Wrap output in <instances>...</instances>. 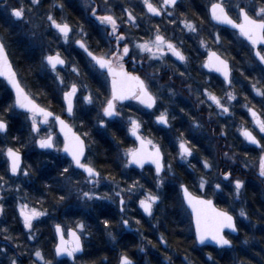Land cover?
<instances>
[{"label":"snow or ice","instance_id":"obj_1","mask_svg":"<svg viewBox=\"0 0 264 264\" xmlns=\"http://www.w3.org/2000/svg\"><path fill=\"white\" fill-rule=\"evenodd\" d=\"M16 6H10L7 0H0V11L6 13L12 22L18 26L26 27V36L29 46L39 50L41 55L36 65L40 74L51 79L55 90L51 93L55 99V92L59 93L61 113L57 114L49 106L39 102V93H33L22 80L20 72L14 66L8 52L7 38L0 36V91L5 93V99L0 101V136L7 137L9 121L15 115H23L28 125L30 143L40 149V155L57 156L51 160L56 165L58 179L53 183L45 182L44 190L53 195L54 205H48L41 193L39 198H31L28 192L22 193L27 185L21 179H31L32 167H22V154L19 147L0 146V156L4 157V173L0 174V217L5 216V192H15L16 207L13 210V219L22 225L23 238L33 242L30 247L18 242L9 227L0 226V237L12 243L13 249L7 245L0 247V257L7 260V264H23L22 257L27 256L30 264H78L85 253V242L91 239L90 225L83 219L76 220L71 227L60 222L53 224V248L50 257H46L44 250L39 246V224L47 219H55L49 208L71 207L67 202L76 197V200L88 207L100 209L97 217L102 224L109 241L116 245L119 243L117 233L113 230L112 220L104 211L102 202L118 204L122 229L132 231L127 209L134 203L136 210L141 211L155 221L150 224L154 231H159L161 218L156 215L162 210L165 196L163 189L166 179L174 178L175 172L172 163L166 160L163 146L145 131L146 121L141 117L151 118V123L172 129V121L177 119V113L172 107L176 97L180 94L176 86L179 81L181 88L194 101L201 111L205 108L208 113L207 120H201L181 107L179 111L189 117L190 129L193 132L205 133V139L216 143L223 142L221 158L226 167L221 168L214 157L204 156L197 161L201 174L197 177L195 187L197 194L190 191L184 182L178 183L180 205L190 216V226H194V244L207 246L214 245V250L224 252H239L240 256L233 260V264H250L247 257L251 251L249 246L255 241V232H245L240 248L234 245L231 234L238 233L241 227L255 229L264 235V204L261 210L253 212L257 223H253L246 204L242 197L246 188V181L233 177V169L228 162L235 163L237 153L233 145L228 143L230 121L236 115L235 109L240 105L246 109L251 117L236 126V131L246 142L255 149H259L256 176L264 184V0H249V3L230 0H212L208 8L211 21L216 25L229 26L235 30L238 37L247 41L250 48L247 52L250 68L256 76L240 75L249 80L253 98L249 94L243 96L244 103L235 90L237 81L233 77V66L230 53L223 50V40L220 31L214 30L208 38L201 35L203 29L185 13L183 18H176L179 0H139V4H132L125 0L121 4L120 16L115 13L112 0H83V9L87 17L83 23L73 26L64 15L69 6L68 0H25ZM47 3V8L40 11ZM140 7L138 15L136 8ZM35 17V18H34ZM145 18L148 25L144 26ZM154 18H160L155 20ZM167 25L179 28L180 32L189 39L196 38L199 49L206 55L200 60L196 69L203 75L202 69H208L222 77L219 92L211 85L212 78L203 82L197 80L190 70L194 62L188 54L183 36L176 37L167 33ZM84 23L91 24L100 35L97 47L93 49L89 44V33ZM142 31V35H135ZM55 45V47H53ZM197 49V51H199ZM71 50V51H70ZM82 52L81 60L72 58L71 52ZM86 61V62H84ZM84 62L83 70L81 63ZM27 71H32L30 66ZM86 77L95 80L98 87L96 91L86 82ZM49 94L48 92L44 93ZM258 97L259 100L255 101ZM135 102L125 105V102ZM167 101V105L164 103ZM257 103L259 110H257ZM128 107L130 114L123 109ZM96 109L95 123L92 125L99 132L108 134L111 131L112 142L119 145L128 138L132 139V146L123 147L119 152V159L124 169L133 166L143 173L145 165H151L153 170V186L145 187L141 178L125 179L123 183L114 176H103L96 163L89 156L90 144L87 140L88 131L78 132L69 123L70 118L80 117L83 128L85 117ZM139 113L140 115H136ZM252 127H248V124ZM58 128L62 141L54 134L53 129ZM120 133H123L121 138ZM19 141L21 147H27L20 137H13ZM178 151L173 159L183 166L196 170L197 165L192 163L194 150L197 145L186 138L183 131L176 137ZM248 155V149H244ZM63 159V164H57ZM244 167L248 164L245 161ZM214 176V179L209 177ZM15 178V179H13ZM82 178V179H81ZM102 181H110V192L100 193L98 188ZM228 199L226 208L218 207L214 197ZM238 206V207H236ZM18 213V215H17ZM103 217V218H101ZM248 224L245 225L244 222ZM135 223L139 225L140 219ZM139 233V229H136ZM141 239H145L140 233ZM149 245L162 246L166 251L168 240L165 232H160L156 244L151 240ZM195 250V249H194ZM203 251V249H200ZM138 251L147 253V245L138 246ZM11 252V255L9 254ZM264 259V249L260 250ZM67 258V259H61ZM3 264V261H0ZM92 264H110L107 257L92 261ZM116 264H136L129 256L127 250L116 257ZM158 264H173L171 256ZM183 264H195L186 254ZM205 264H216L212 252L207 253Z\"/></svg>","mask_w":264,"mask_h":264},{"label":"flooded vegetation","instance_id":"obj_2","mask_svg":"<svg viewBox=\"0 0 264 264\" xmlns=\"http://www.w3.org/2000/svg\"><path fill=\"white\" fill-rule=\"evenodd\" d=\"M81 2L83 0H72L73 6L71 7L72 10H64V14L69 16L71 15L73 18H76L74 20V24H71L75 26L78 22L83 23L87 17V13L84 12V9L81 7ZM211 0H179V8L177 9L175 13L176 18H183L181 16V13L187 14L188 17H193L194 11H199L197 14L204 16L207 15L209 19V24H210V29L213 30H218L220 31L221 35L226 33V36L228 37V41L223 40V50H227L230 53V58L234 57L232 59V66H233V77L237 81L235 85V90L237 92L238 97L241 100V103H244L243 96L245 93L249 94V99L251 100L254 96V93H251V88L249 86V80H245L243 76L240 75V72L243 70L245 71L246 75L250 76H256L257 73L253 72L252 69L250 68L249 64L247 63L248 61V55L247 52L250 48V45H248L247 41H244L243 38L238 37V35L235 33L233 30H229L225 27L221 26H215V29L213 28V25L209 13H208V8L210 6ZM246 3H249V0H246ZM81 7V8H80ZM66 9V8H65ZM199 9V10H198ZM115 13L118 16V6L115 7ZM201 11V12H200ZM70 16V17H71ZM147 19V18H145ZM155 20H159L160 18H154ZM148 21H144V26L147 27ZM84 27L86 31L89 33V44L90 46L95 49L97 47V41L100 39V35L98 34L97 30L89 23H84ZM212 31V30H211ZM135 35L139 31L134 30ZM142 32V31H141ZM24 33L21 31V29L17 28L14 26L13 22L9 19H6L4 16L0 15V36H4L7 38V44H8V52L10 55V59L12 60L14 66L18 69L20 72V76L22 80L28 85L29 89L33 93H39V102H41L45 106H49L52 111H54L57 114L61 113V104L59 102V93L55 92V99H53V95L51 94L55 90V85L53 84L51 79H48L47 77L43 76L42 74L39 73L37 68L35 69V75H28V73L24 72L23 66L28 62H26L28 56H32L33 59H35L37 65L39 63V57L41 55L40 51L33 50L29 46V42L24 38L22 35ZM181 36H183L185 40L184 47L188 54H190L191 57H193L194 62L191 65L190 70L193 71V75L196 76L197 80L203 82L206 78H212L211 79V85L215 88L217 92H219L220 88V81L222 80L218 75L213 74L212 72H209L208 69H202L201 71L203 72V75H199L196 71L200 60L203 58V55H206V53L203 52V49H199V45L194 44V42H187L188 38L186 35L182 34L180 32ZM202 35V34H201ZM180 36V37H181ZM199 49V51H197ZM71 51V50H70ZM72 58L81 60L83 57L82 52L77 51H72L71 52ZM86 62V61H84ZM84 62L81 63V68L83 70L84 67ZM86 82L90 85V87L93 89V91H96L98 85L95 80L91 79L90 77H86ZM43 85V86H42ZM176 86L178 90L180 91V94L176 97V104L173 106L175 112L177 113V119L175 121H172V124L174 126H181L183 128H190L187 127L190 125V120L188 116H185L184 113H181L178 111L181 107L185 108L186 111L192 113L196 117H198L201 120H207L208 113L206 108L201 111L200 107H198L194 101V97H189L187 93L181 88L179 82H176ZM3 86L0 85V88ZM41 89H43L44 92H48L49 94L45 95L41 92ZM5 99V93L3 91H0V101H3ZM259 98L256 97L255 101H258ZM132 104L133 107L135 106V102H125V105ZM167 105V101H166ZM179 109H178V108ZM257 110H259V104L257 103ZM123 111L126 114H130L131 110L128 107H124ZM236 115L233 118L232 121H230V124L232 125L230 127V132H229V137H228V143L233 145V151L237 153V160L233 164L230 161L228 162L227 166H230L234 171H233V177L234 178H240L244 179L246 183V188L244 190V195L242 197V200L244 204H246L249 214L251 216L252 222L257 223L256 217L252 215L253 212H258L261 210V205L264 204V184L260 182L259 179H257L256 176V171H257V165H258V154H259V149H255L254 146L248 145L246 142L242 143L243 137L239 136V133L236 131V126L240 125L244 121H250L251 117L247 114L246 109L241 107L240 105L236 106L235 109ZM95 115H96V109H93L89 112L87 117H85L86 124L82 128L80 124V117H77L75 120H72L70 118H67L65 115V118L69 120V123L73 125L74 130L78 132H84L88 131L90 133L89 137L87 138L89 144H90V151H89V156L93 161L96 163V166L99 168L103 176H109L111 174L116 178V180L121 181L123 183V180L127 179H137L141 178V182L145 183V187H151L153 186V181H152V175H153V170L152 167L150 166H145V169L143 173H141L140 169H124L122 167L121 161L119 159V152L121 150L120 146L126 147V144L130 146V143H132V139L128 138L124 141L122 144H115L112 142L111 139V131H109L108 134H104L102 132H99L96 128H94L92 125L95 123ZM136 115H140L139 113H136ZM146 121L145 123V131L149 135H151L154 139H156L164 149V143L161 139L162 135L165 134L166 132H170L171 129H164L163 126H158L153 123H151V118L147 116L141 117ZM248 127H252V125L249 123L247 125ZM57 137L60 141H62V136L59 135V132L57 128H55ZM123 138V133L118 134ZM204 136L206 135V131L203 134ZM13 137H20V140L23 141L25 144H27V147H21L20 142L13 140ZM104 140L108 143L111 144L112 151L114 153V163H115V170L111 171L108 173L107 171L105 172L101 167L99 161L96 159V151L97 147L100 146ZM29 138V130H28V125L25 122L24 116L23 115H15L12 117V119L9 121V133L7 137L0 136V146L4 145H11V146H16L20 148L23 160H22V167H28L31 165L32 167L29 169L31 172V179H25L21 177V179L24 181V183L27 185L26 188H22V193L23 192H28L30 197L35 199L39 198L41 196V193H44V198H47V192L44 190V184L45 182L48 183H53L55 179H58V172L56 165L51 163V160L57 156L55 153L54 156L53 154L51 156H43L40 155V149L36 148L33 144H31ZM129 141V142H128ZM203 145L201 149V153H199V157L195 158V161L192 160V163H196L198 167V172L196 170H193L189 168L187 165H183V167L187 171V176H186V184L188 185L190 191H192L194 194H197V188L195 187V182H197V177L201 174L200 170V165L197 164V161L201 159V157L204 156H211L214 157L216 160V163L220 165L221 168L226 167L224 161L221 158V147L223 142L216 143L215 141L210 142L208 139L202 140ZM244 149H248V155H244ZM177 149L173 147V144L171 143V148L169 150V153L165 151V157L166 160L172 163L173 170L175 172V177L171 178L170 181L166 182V187L163 189L166 191V189H171L174 186H177L178 189V182L176 181L177 176L179 174L176 172L175 165H180L176 159H173V157L176 156ZM3 160L4 157L0 156V174L4 173V166H3ZM245 161L248 164V167H244ZM63 159L58 160L57 164H63ZM151 174V175H150ZM133 176V177H132ZM215 177H209V179H214ZM15 179V178H13ZM82 179V178H81ZM50 194V193H49ZM6 200H5V216L0 217V226L7 225L9 229L11 230V233L13 236L18 238V242L24 243L26 246L30 247L33 242L31 241H25L23 238V229L22 225L18 223L16 220L13 219V210L16 207V193L15 192H5L4 193ZM53 195L50 194V198H52ZM214 202L217 204L218 207L221 208H226L228 205L225 203V200L228 199V197L225 195L224 197H214ZM68 204H71V207L63 206L64 208H87V206H84L76 200L75 196H72V198L67 202ZM55 204V201H54ZM104 209L108 210H117L119 213V207L118 204L116 206H111L103 203ZM238 207V206H236ZM62 207H58L57 209H61ZM128 209H130V216L131 218L134 217L136 219H140L141 222L144 221V225L149 226L152 223V219L144 216L141 211H137L134 213L132 212L133 209H136L134 203H130ZM184 214L187 217V221L190 227V232L191 236L194 241V233H193V228L190 226V216L187 211H185V208H183ZM18 215V213H17ZM56 215L59 217L61 216V213L57 212ZM120 215V213H119ZM128 216V215H127ZM129 217V216H128ZM120 220V216H119ZM55 222V219L49 220L48 222ZM52 223L50 226L52 227V236H54L53 232V224ZM74 221L72 222L73 225ZM155 223V222H154ZM142 223L139 224L141 226ZM245 225L248 224L247 221L244 222ZM67 226V227H71ZM44 226L45 223L39 224V246L43 248L45 256L47 257L52 251L53 248V243L54 240L51 241V245L48 246L46 244V238H45V231H44ZM264 226V225H261ZM131 228L134 230L133 225H131ZM139 229V228H136ZM135 229V230H136ZM151 230H153L150 227ZM126 232H132L128 231L126 229H123ZM140 230V229H139ZM154 231V230H153ZM255 232V241L253 244L246 246L250 247L251 251L249 252V255H254V253L260 252L261 249H264V235L260 231H256L255 229H248L245 227H241L240 231L236 234H231L229 238L233 239L234 245L237 248H240L241 241L245 237V232ZM156 234V231H154ZM156 236V241H157ZM145 240V239H144ZM87 246V241L85 242ZM7 245L9 249H13L14 245L12 243L6 242L3 240L2 237H0V247ZM145 245L141 243L138 246ZM148 245V244H147ZM137 246V247H138ZM150 247V250L152 251L151 253L154 255H157L158 249L155 247H152V245H148ZM196 248L199 249V254L203 256V259L206 260L207 253L212 252L213 257H219L223 254L224 251L220 250H214L213 245H207V246H197L195 244ZM162 248V246H161ZM203 249L201 251L200 249ZM86 250V247H85ZM138 250V248H137ZM163 250V249H162ZM231 255L234 254H239V252H232L229 251ZM141 253V252H140ZM11 255V252L9 253ZM143 254V253H142ZM23 264H30L29 258L27 256H24L21 258ZM67 259V258H64ZM0 261H3V264H7V260L4 257H0ZM71 264V262H69Z\"/></svg>","mask_w":264,"mask_h":264},{"label":"trees","instance_id":"obj_3","mask_svg":"<svg viewBox=\"0 0 264 264\" xmlns=\"http://www.w3.org/2000/svg\"><path fill=\"white\" fill-rule=\"evenodd\" d=\"M68 8V7H66ZM68 10H72V8H68ZM199 10V9H198ZM193 19L196 23L203 29L202 35L207 37L211 31L209 19L207 15L201 16L198 15L199 11H194ZM201 12V11H200ZM198 13V14H197ZM71 15L67 16L69 22L74 24V20ZM74 19V20H73ZM222 39L228 41V37L224 32ZM208 38V37H207ZM29 59L26 60V64L22 67L24 72L28 73V75H35L36 69V61L32 58V56H28ZM32 67V71H27L29 67ZM43 86V85H42ZM41 92L44 94L45 92L41 89ZM202 142H199V151L197 153H201V149L203 145ZM128 146V144H126ZM97 151L95 154L96 159L101 164L100 167L106 172L110 173L111 171L115 170V163H114V153L111 148V144L104 142L98 146ZM196 149L194 150V154ZM199 154L197 155L198 158ZM196 164V163H193ZM175 170L179 174L177 176L176 181L179 182H186L187 171L181 165H175ZM196 171L198 172V167H196ZM151 175V174H150ZM133 177V176H132ZM165 200L164 204L161 206L162 210L159 211L158 217L161 218V226L159 231H156V234L153 230L150 229L149 226L144 225V221L141 222V228L139 233L135 231V228L132 232H126L122 229L119 225V213L117 210H108L104 209L108 213V218L112 220V227L113 230L117 233V239L119 243L113 245L107 235L104 232L102 224H99L97 217L100 214V209L96 207H88L87 208H64L61 209H53L49 208L50 213L55 217V222H60L65 226L72 225V222L83 219L87 225H90V231L92 232V236L90 240H87V246L85 253L83 254L81 260L85 264H92V261H98L104 257L108 258L110 264H116V257L124 250H127L129 256L136 262V264H158L165 259V256H171L173 264H183L184 256L187 254L195 264H205V260L203 256L199 254V249L196 248L193 238L191 236L190 227L187 221V217L184 214V209L180 205V196L178 195L177 186H174L171 189L163 190ZM50 194H47L46 201L48 205H54L53 197H49ZM79 203V202H78ZM61 213L59 217L56 213ZM132 212H136V209H133ZM103 218V217H101ZM47 222L44 226L45 231V238L47 248L51 245V241H53L52 236V227L50 226L53 222ZM160 232H165L166 239L168 240V248L165 251L163 247L161 248L160 245L157 244L156 248L158 249L157 255L152 254L150 247L148 246V241L151 240L153 244H156V236L159 237ZM140 233L143 234L145 240L141 239ZM157 237V239H158ZM141 243L147 245V253L141 254L137 250V246ZM163 249V250H162ZM195 249V250H194ZM240 256L236 254V257L230 254V252H223V254L219 257H214L216 264H233V260ZM49 257V254L48 256ZM246 260H250V264H264V259H262L260 252L254 253V255H249L247 257H241ZM70 264V263H69Z\"/></svg>","mask_w":264,"mask_h":264},{"label":"rangeland","instance_id":"obj_4","mask_svg":"<svg viewBox=\"0 0 264 264\" xmlns=\"http://www.w3.org/2000/svg\"><path fill=\"white\" fill-rule=\"evenodd\" d=\"M7 2H8V4H9L10 6H16L18 3H24V4H25V7H27V4H26L25 0H7ZM211 2H212V0H211ZM226 2H228V0H226ZM230 2H231L232 4H235V3H237V2L246 3V0H230ZM68 3H69L68 8H71V7L73 6V4H72V0H68ZM112 3H113L114 5H116V7L118 6V10H119V6H120L121 4H123V3H125V0H112ZM130 3H132V4H139V0H130ZM47 6H48L47 3H45V4H44V7L41 8L40 11H44V9H46ZM81 7L83 8V2H81ZM81 7H80V8H81ZM68 8H66L65 10H67ZM140 11H141L140 7H137V8H136V13H137L138 15L140 14ZM118 13H119L118 16H120V14H121V13H120V10L118 11ZM0 15L4 16L6 19H9V20L12 21V19H11L10 17H8V15H7L6 13L0 11ZM64 15H65V14H64ZM65 17L67 18V15H65ZM34 18H35V17H34ZM178 19H179V18H178ZM146 20H147V19H145V21H146ZM13 24H14V26H16L17 28L21 29V31L24 32V33H22V35H23L24 38L28 41V38H27V36H26V34H25L26 31H27L26 27L18 26V25L15 24V23H13ZM164 26H167V27L169 28V31H168V33H167L169 36H172V35H173V32L175 33V36H176V37H180V36H181L179 28H173V26H171V25H167V22H166V21H164V22L162 23V27H164ZM211 30H212V32L214 31L213 29H211ZM142 34H143V33H142L141 31H139V32L137 33V35H142ZM207 37H208V34H207ZM207 37H205V38H207ZM185 39H187V42H194V44H196V45L198 44L196 38H191V39H189V38H185ZM28 42H29V41H28ZM53 47H55V45H53ZM177 82H179V81H177ZM164 103L166 104V101H165ZM175 104H176V103H175ZM173 106H175V105H173ZM173 106H172V107H173ZM177 108H178V107H177ZM178 109H179V108H178ZM178 111H179V110H178ZM187 127H190V125H188ZM53 131H54V134L57 136L56 131H55V128L53 129ZM179 131H183V132L185 133L186 138L192 140L196 145L199 144V142H202V140H203L204 137H205L201 132H193L190 128L186 129V128H183V127H181V126H179V125H178V126H174V125H173V128L171 129V131H170V132H166V133L163 134L162 137H161V139H162V141H163V143H164V149H165L166 152L169 153V150H170V148H171V143L173 144V147H174L175 149L178 150L176 137L178 136ZM128 142H129V141H128ZM130 146H132V143H130ZM197 146H198V147H197L196 152H195V154H194L193 157H197V155L199 154V153H197V150L199 151V145H197ZM120 148L122 149L123 147L120 146ZM54 154H55V153H53V156H54ZM191 160H194V161H195L194 158H191ZM170 179H171V177L168 178V179H166V182H167V181H170ZM123 181H124V180H123ZM111 189H112V185H111V182H110V181H102L100 187L98 188V191H99L100 193H104V192H110ZM102 203H105V204H107V205H111V206H116V205H117V204H108L107 201L102 202ZM159 211H160V210H157V213H156L157 216L159 215ZM127 215H128L129 218H130V223H131V225H133V227H136V228H139V229H140L141 227L135 223L136 218H134V217L131 218V216H130V215H131V214H130V209H127ZM154 222H155V221L152 220V223H154ZM152 223H151V224H152ZM141 254H142V253H141ZM233 256L236 257V254H234ZM78 264H85V263H84L82 260H80V261L78 262Z\"/></svg>","mask_w":264,"mask_h":264},{"label":"water","instance_id":"obj_5","mask_svg":"<svg viewBox=\"0 0 264 264\" xmlns=\"http://www.w3.org/2000/svg\"><path fill=\"white\" fill-rule=\"evenodd\" d=\"M209 17H210V14H209ZM210 20H211V18H210ZM214 25H215V22L214 21H211ZM217 26H221V27H225V28H227V29H229V30H233V29H231L229 26H225V25H217ZM233 31H235V30H233ZM213 74H216V75H218L217 73H214V72H212ZM219 76V75H218ZM221 79H222V77H220ZM57 130H58V128H57ZM59 132V131H58ZM145 166H150V167H152L151 165H145ZM133 168H135L134 166H133ZM135 169H138V168H135ZM192 228H193V233H194V226H192ZM234 234H236V233H234ZM209 245H212L211 243H209ZM197 246H200V245H197ZM214 246V245H213ZM61 259H64V258H61Z\"/></svg>","mask_w":264,"mask_h":264}]
</instances>
